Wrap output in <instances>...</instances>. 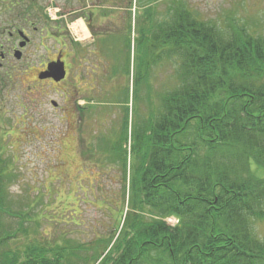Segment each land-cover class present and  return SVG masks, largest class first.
Listing matches in <instances>:
<instances>
[{"label": "rangeland", "instance_id": "374dc122", "mask_svg": "<svg viewBox=\"0 0 264 264\" xmlns=\"http://www.w3.org/2000/svg\"><path fill=\"white\" fill-rule=\"evenodd\" d=\"M181 2L200 21L225 27L237 19L238 25L264 35V0H0L3 50L15 46L9 36L14 28L32 32L26 55L0 65V141L15 177L9 189L12 209L23 215L6 221L29 230L27 237L15 238L17 245L73 246L76 253L89 255L87 264L93 263V253L104 252V247L87 249L109 238L125 220L129 185L124 189V178L129 183L133 175L131 163L124 172L119 157L126 126L136 135L144 122L153 120L180 66L176 55L165 51L168 46L146 31L169 21L168 9ZM148 6L150 16L144 14ZM79 25L86 37L78 32ZM34 29L46 32L50 55L61 45L95 43L107 35L104 81V67L97 68L95 57L78 56L69 58V83H38L47 54ZM103 61L102 56L99 63ZM130 143L124 145L128 155ZM113 147L119 151L112 153ZM256 175L264 177V172ZM177 221L170 217L168 224L175 227ZM257 231L264 234V225Z\"/></svg>", "mask_w": 264, "mask_h": 264}, {"label": "trees", "instance_id": "16d2710c", "mask_svg": "<svg viewBox=\"0 0 264 264\" xmlns=\"http://www.w3.org/2000/svg\"><path fill=\"white\" fill-rule=\"evenodd\" d=\"M183 5L146 31L180 66L153 120L136 135L126 126L132 152L122 145L119 157L133 173L124 178L128 210L120 228L87 249L104 247L92 264H264V177L256 175L264 172V35L237 19L200 21ZM5 154L0 141V264H87L73 246L16 244L29 230L6 221L23 215L12 209Z\"/></svg>", "mask_w": 264, "mask_h": 264}, {"label": "flooded vegetation", "instance_id": "af4514ba", "mask_svg": "<svg viewBox=\"0 0 264 264\" xmlns=\"http://www.w3.org/2000/svg\"><path fill=\"white\" fill-rule=\"evenodd\" d=\"M31 33L32 32L27 31L25 29H21V28H14L12 31L9 32L10 39L13 40L14 43H16L17 45L15 44V46L11 48L12 50L10 52L3 50V47L0 46V48L2 49V51H0V65H2V63L5 62L8 58L14 57L16 59L17 54L21 55V59L23 58V56L26 55V51L32 45V40L30 38ZM35 34L39 35V37H40L39 39L41 40L40 41L41 45L43 46V48L47 54L45 56V59L42 60V62H41L42 69L37 72L36 81L38 83L48 81L50 84H52V86H56V87L69 83L68 80H69L70 75H71L69 58L78 57V56H81L84 59H86V58L87 59H93L95 57L97 59V62H96L97 66H98L97 68H100V66L104 67V69H102L103 72L100 69V72H102V76L100 73V77L104 81L105 77L107 76V74H106L107 70L106 71H104V70L106 68H108L107 63H109V62L107 60V54H109V50H108V53H104V52H102V47H106V51H107L108 46L105 44V42L108 41V40H106V39H108L107 35L99 36L97 39H95V43H86V44L84 43V44H82L79 42L78 46H75V47H68V46L65 47V46L61 45V49H57L56 54L50 55L51 52L50 53L48 52V50L46 49L45 44H44V41H45L44 36L46 35V32L40 31V33H39L38 29H34L33 35H35ZM83 41H85V40H83ZM108 44H109V42H108ZM63 48H72V50H71L72 52H69V50L66 51ZM109 48H110V45H109ZM102 56L104 57V61L102 63H99L101 61ZM58 61L63 62L65 65V70H66L65 79H63L62 81H59V82H55L52 78L41 79L40 76L48 70V66L51 63L58 62ZM67 89H69V87L68 88L66 87L65 90H67ZM63 94H65V93H63Z\"/></svg>", "mask_w": 264, "mask_h": 264}, {"label": "water", "instance_id": "95a60500", "mask_svg": "<svg viewBox=\"0 0 264 264\" xmlns=\"http://www.w3.org/2000/svg\"><path fill=\"white\" fill-rule=\"evenodd\" d=\"M16 58L20 59L21 55L17 54ZM65 77H66L65 65L61 61L51 63L48 66V70L40 76L41 79L52 78L55 82L62 81L63 79H65Z\"/></svg>", "mask_w": 264, "mask_h": 264}, {"label": "bare ground", "instance_id": "6f19581e", "mask_svg": "<svg viewBox=\"0 0 264 264\" xmlns=\"http://www.w3.org/2000/svg\"><path fill=\"white\" fill-rule=\"evenodd\" d=\"M82 25H83V24H82ZM77 29H78V32H80L82 36L86 37V34H87V33L84 31V27H83V26L79 25V26L77 27Z\"/></svg>", "mask_w": 264, "mask_h": 264}]
</instances>
